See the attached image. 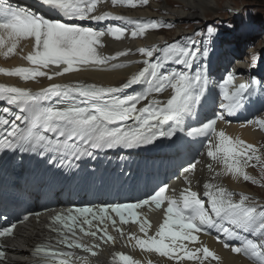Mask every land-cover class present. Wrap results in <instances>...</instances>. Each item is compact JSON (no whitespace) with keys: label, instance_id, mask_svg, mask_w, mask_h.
<instances>
[{"label":"snow or ice","instance_id":"snow-or-ice-1","mask_svg":"<svg viewBox=\"0 0 264 264\" xmlns=\"http://www.w3.org/2000/svg\"><path fill=\"white\" fill-rule=\"evenodd\" d=\"M105 2L108 0H34L31 6L13 7L0 0V55L15 53L21 42L31 45L23 57L31 67L0 68L4 75L21 81H53L81 71L110 72L142 65L118 85L78 79L49 83L33 91L0 84V163L19 168L21 175L26 165L34 164L46 174L103 184L100 155L107 150H125L127 154L119 156L121 162L136 150L155 152L156 159L163 162L179 157L182 148L199 144L203 149L199 155L209 158L208 178L202 191L193 190V176L201 163L194 159L178 166L177 178L182 177L185 185L180 190L158 181L139 196L55 211L48 228L55 233L56 246L47 241L36 244L30 251L34 264H92L90 257L97 255L96 249L116 242L109 226L133 249L155 253L175 264L219 260L199 240L201 233L212 232L232 253L243 254L251 264H264V203L230 191L220 182L231 176L259 183L245 172L251 161L259 160L256 147L217 130L218 122L231 124L232 117L256 103L264 106V75L249 71L238 82L241 74L229 68L230 60L224 62L233 39L243 38L250 22L241 19L238 24H228L225 32L233 34L231 39L209 24L162 45L106 55L99 50L104 47L103 37L117 41L129 35L144 37L149 30L166 25L155 19L98 12ZM110 3L134 9L147 5L148 0ZM129 55L140 59L118 62ZM257 65L258 57L253 55L251 67ZM165 93L166 98L161 99ZM253 124L264 130V119H246L240 127ZM116 175L134 185L139 171L122 163ZM145 206H154L163 214L154 232L140 211ZM129 223L142 235L125 232L121 226ZM16 226L0 212V238H13ZM85 237L92 242H84ZM5 256L0 245V264H5ZM113 261L141 264L123 253H114Z\"/></svg>","mask_w":264,"mask_h":264},{"label":"bare ground","instance_id":"bare-ground-1","mask_svg":"<svg viewBox=\"0 0 264 264\" xmlns=\"http://www.w3.org/2000/svg\"><path fill=\"white\" fill-rule=\"evenodd\" d=\"M7 3L15 7L31 6L34 0H6ZM234 0H148L147 5L138 6L137 8L130 7H113L108 2L102 3L98 7V12H111L114 15H122L127 18L135 20H150L155 19L161 21L166 26L160 30H149L144 37L131 38L130 35L117 41L112 37L105 36L102 38L103 48L99 50L106 55H112L117 51H123L127 48L137 49L139 47L151 46L153 44L162 45L165 41H171L174 38L187 35V30H191L194 26H200L205 21L221 16L222 10H227L233 17L235 14ZM226 11V12H227ZM88 23V22H85ZM114 24H120V21H113ZM96 27V25H93ZM264 40V36L263 39ZM264 45V41L261 44ZM234 48V49H233ZM233 49V50H232ZM236 48L231 47L227 61H231L229 68L236 70L241 75L238 76V82L243 81L245 75L249 72H256L258 75H264V71H253L251 69V57L256 53L253 47H250V55L248 60L242 59L239 52H233ZM31 51V45L28 42H21L15 53L7 57L0 55V68L11 70L16 67H31L26 60L23 59ZM248 56V55H247ZM246 56V57H247ZM138 55H129L119 58L118 62H127L138 60ZM249 62V63H248ZM142 65L132 64L124 69H117L110 72L100 71H81L78 73L66 74L61 78H56L53 81H48L46 78H37L36 81H21L19 77L7 76L0 73V84L8 86H18L38 90L40 87L47 86L49 83H65L75 80H84L89 83H98L104 85H118L124 81L129 75L139 70ZM139 90V89H137ZM167 93L163 94L160 98H166ZM261 107L260 103L251 106L247 111L241 113L239 116L232 117L231 124H224L218 122L217 130H224L227 135L231 137H239L247 143L253 144L257 151L256 156L259 160H253L249 166L245 168V172L255 178L259 183L253 184L251 181H244L242 178L232 179L231 176L222 177L220 182L230 191L243 192L251 197H254L259 202L264 198L263 195L253 196L251 191H255L261 185V171H264V130H261L258 125H246L240 127V122L246 119L259 120L256 117L255 111ZM203 151L199 144L193 146H186L181 149L179 157L173 160L156 159L157 153L145 152L136 150L132 152L127 161L121 162L119 156L127 154L123 150H114L112 153L101 154L99 164L101 172L104 173L105 180L102 189H99L101 183L99 181L93 182L90 180H83L80 187L74 183H67L61 185H54L51 188L46 187L44 184L39 183L38 180L32 182L27 192V197L33 205L43 199L55 200L52 206L54 209L47 217H44L37 224H33L31 228H25L20 232V238L15 242L10 252V259L5 261V264H28L21 260H32L34 257L29 255L25 249H32L36 244L41 243V237H49L55 247V233L50 232L48 228L49 218L53 212L71 205H77L86 200L87 196L94 198L93 204L105 203L109 199L121 200L129 197L130 195H138L146 190H149L158 181H165L169 185L173 184L177 190L182 189L185 185L183 178L179 176L178 166L183 164L186 166L187 162L200 159L193 176V190L202 191V185L208 178V170L206 164L209 158L205 155L201 157L199 153ZM162 155V153H161ZM96 163V162H93ZM131 165L133 170L138 169L139 175L135 184L132 182H123L116 173L119 172L121 164ZM106 170V171H105ZM31 181V179H30ZM97 185V186H96ZM110 186V187H109ZM264 193V192H263ZM262 203V202H260ZM51 208V207H50ZM109 233L113 232L111 226L108 229ZM125 232H132L129 228L124 229ZM217 233L212 232L210 235L201 233L199 240L203 245L207 246L211 251H214L219 260L212 261L209 258L210 264H251V261L243 254H234L230 248H225L221 243L216 240ZM126 239V238H125ZM87 241L89 238L87 237ZM134 243V241L132 242ZM119 253L115 247H105L101 251H97L95 257H90L92 264H114L113 254ZM83 255V254H81ZM126 255L131 256L135 260L141 261V264H175L174 261H169L165 257H160L155 253L141 252L139 248L133 249L130 245ZM185 264H196L195 261H185ZM205 264H209L208 261Z\"/></svg>","mask_w":264,"mask_h":264},{"label":"rangeland","instance_id":"rangeland-1","mask_svg":"<svg viewBox=\"0 0 264 264\" xmlns=\"http://www.w3.org/2000/svg\"><path fill=\"white\" fill-rule=\"evenodd\" d=\"M234 1L235 3H232V6H235V14L238 12L237 17H233L227 10H222L220 17L205 21L200 26H194L190 31L187 30V33L191 34L194 30L205 29V25L211 24L217 27L222 35H226L231 39L233 34L225 32L227 25L238 24L241 19H244L245 23L250 22V28L243 38L233 39L231 47H235L236 49L233 52H239L242 59L245 58V60H248L247 58L250 55V50L248 51V49L253 47L256 51L254 55L258 57V65L255 68L251 67V69H253V71H258V69L259 71H264V45H261L264 41L262 40L264 36V0ZM255 115L256 117L264 119V106L261 105V107L255 111ZM261 173V185L257 187L255 191H251V194L255 197L264 194V171H261ZM260 202L264 203V198L261 199Z\"/></svg>","mask_w":264,"mask_h":264}]
</instances>
